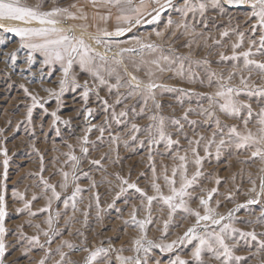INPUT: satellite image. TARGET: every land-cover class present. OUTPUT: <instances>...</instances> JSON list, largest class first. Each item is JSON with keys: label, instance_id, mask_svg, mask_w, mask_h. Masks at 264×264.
I'll list each match as a JSON object with an SVG mask.
<instances>
[{"label": "rangeland", "instance_id": "rangeland-1", "mask_svg": "<svg viewBox=\"0 0 264 264\" xmlns=\"http://www.w3.org/2000/svg\"><path fill=\"white\" fill-rule=\"evenodd\" d=\"M24 2L40 4L42 11L68 9L57 17L60 22L56 26L70 36L82 37L106 57V61L96 60L106 83L101 85L74 65L72 72L81 86L73 89L69 84L57 99L47 90L59 92L61 64H46L43 53L22 47L19 36L0 29V195L4 196L6 212L2 264H40L41 260L44 264H89L98 249L107 251L91 264H124L120 257H131L132 264L136 259L141 264H172L177 256L195 264L191 253L197 241L178 243L172 251L160 247H152L147 253L135 251L134 241L141 236L166 245L178 241L195 224V217L183 209L172 212L153 188L158 184L165 196L170 194L164 177L172 178L173 168L179 172L182 162L178 156L187 157L189 178L197 170L201 173L189 189L190 198H185L188 207L203 215L199 200L209 199L211 193L209 207L216 217H226L222 223L239 229L226 241L233 256L240 257L229 264H264V160L252 156L254 148H237L227 135L232 126L246 134L243 119L247 110L242 109L239 117L229 116L220 110L223 101L215 97L221 85L243 88L241 77H249L243 57L232 59V45L239 32L245 34L244 43L235 53L251 47V58L264 62V55L257 51L264 31L257 27L253 33L256 19H249L250 5L220 0L213 7L209 0H188L197 10L184 15L181 9L186 0H172L171 7L165 0L159 4L145 0L144 11L150 15L145 14L139 24L129 25L118 21L119 11L103 0ZM200 2L207 4L203 14L198 10ZM161 5L164 8L159 18L153 20ZM0 24L40 27L35 22L23 25L11 20H0ZM117 27L131 30L121 36L103 35ZM226 30L229 35L222 36ZM97 37L107 44L97 43ZM137 40L154 48L141 49ZM252 40L255 45L250 44ZM121 49L135 51L121 53ZM157 65L165 70L159 71ZM132 76L141 82L140 88H135L134 82L130 86ZM85 80L90 89L87 100L83 98ZM150 80L159 86L152 95L144 90ZM248 84L258 90L264 87V78L254 70ZM33 96L38 101L35 106ZM237 99L251 104L247 129L256 133L264 97L241 93ZM161 118L165 136L174 141L171 145L160 138ZM214 132L216 143L209 144ZM221 134L225 144L217 155ZM193 148L201 157L200 166L194 163ZM64 173H68L67 181ZM175 179L179 187V174ZM65 183L67 187H61ZM129 184L141 191L129 188ZM47 185L54 186L59 199L52 197ZM147 196L157 199L149 206ZM252 200L257 203H249ZM133 213L138 221H152L143 232L132 223ZM213 227L219 230V226ZM197 232L203 235V227ZM241 232H255L256 239L242 237ZM202 259L205 264H221L209 252Z\"/></svg>", "mask_w": 264, "mask_h": 264}, {"label": "snow or ice", "instance_id": "snow-or-ice-1", "mask_svg": "<svg viewBox=\"0 0 264 264\" xmlns=\"http://www.w3.org/2000/svg\"><path fill=\"white\" fill-rule=\"evenodd\" d=\"M155 3L159 4V0H154ZM210 4L213 7H216L220 4V0H209ZM95 3V0H93ZM105 5L115 7L120 15L117 17L118 21H123L125 24L131 25L133 22L135 24L141 23V20L145 14L150 15V13H146L144 11L145 0H103ZM228 4H249L252 11H251V18L256 19V24L252 26V31L255 33L257 27L261 31H264V0H227ZM165 4L169 7L172 6V0H165ZM164 5L160 6V9L156 11V15L152 17L153 20L159 18L160 11H162ZM207 8V4L205 2H200L198 4V10L201 14L205 12ZM197 10L196 5H192L191 3L186 0L185 7L181 9L184 15H187L188 12H194ZM68 9L66 8H59L54 7L48 11H42L41 5L37 4L35 6H30L24 2V0H0V20H11L19 22L23 25H31L32 23H38L40 27H20V26H7L4 24H0V29H3L5 32H12L15 33L17 36L20 37L21 46L26 47L32 51H39L43 53L45 56V63L52 64V63H60L63 70V77L59 81V92L53 93L52 90L49 91L50 95H56L57 99L59 96L65 91V89L71 84L73 89L80 87L81 85L76 81V77L72 72L73 66L78 65L82 71H87L90 73L94 78L99 80L101 85L105 84L106 81L104 80L103 76L100 75L99 70L96 65V60L99 59L100 61H106V57L101 55L98 52H95L89 45L85 43L83 38H78L75 36H70L66 33L63 28H59L56 25L60 22L57 17L67 13ZM70 15V14H69ZM169 24H172L173 21L169 20ZM187 27V25H184ZM131 28L127 27H117L115 32H107L103 33L104 36H121L125 32L130 31ZM157 35H161V33L157 32ZM222 36H228L229 32L226 30L221 33ZM238 40L236 43L232 45L234 50V55L232 59H239L241 56L243 57L244 62V70H247L249 73V77H241V85L243 88H225L221 85L220 90L215 93V97L220 98L223 103L219 104L220 110L225 114L233 117H239L241 114L242 109L247 110V118L243 119V124L246 129V134H242L240 131L237 130L236 126H232L227 135L230 140H232L237 148H254L252 151L253 157H259L261 160H264V108H261L259 113L257 114L258 120L257 123L259 125L257 132L253 133L251 130L247 129L248 123L252 118V106L251 104H245L239 99L238 96L241 93H245L248 96H259L264 97V87L259 88L258 90H254L252 86L248 84V79H250L251 73L255 70L264 78V62H258L251 57L254 53L249 47L248 51H244L239 53L238 55L235 53V49H238L244 43V32H239ZM38 41V42H37ZM97 43H105L106 41L101 40L99 37L96 38ZM137 43L140 44L141 49H153L154 45L152 44H144L140 40H137ZM251 45H255L256 41H250ZM125 51H135V49H121V53ZM261 55H264V35H261L259 40V48L257 50ZM14 58V57H13ZM31 53L29 54V62H31ZM119 63V61H116ZM155 63V62H154ZM159 71H164L165 69L159 68ZM149 76L152 75L151 72L148 73ZM231 79V76L229 77ZM132 82H134L135 88L141 87V82L137 79L136 76L131 77L130 86H132ZM84 88L85 91L83 92V98L85 100L88 99L89 91L88 89V81H84ZM159 87L157 84L152 82L151 80L144 85V90L149 94L152 95V90L154 88ZM27 92V89H25ZM33 106L38 103L37 98L35 96L32 97ZM119 102V101H117ZM218 102V101H217ZM107 104V101H104ZM29 115H31L32 109L29 108ZM55 116V113H53ZM120 115H124L121 113ZM176 123H179L178 121ZM217 125L219 126V120L216 121ZM163 118L160 119V130L159 135L161 139H167L169 145L174 143L170 137H166L163 131ZM137 126L133 125L135 129ZM103 131V130H101ZM217 133H213V138L209 141V144L216 143L215 137ZM203 139V138H201ZM85 142H87V137H84ZM198 145L200 143L199 140L195 141ZM225 144V139L223 134H221V138L219 143L216 144L217 148V155H219L220 147ZM83 151L86 153L87 149L84 148ZM194 154V163L197 166L201 165V157L197 153L196 149H192ZM207 147L205 148V152H207ZM72 160H75L76 157L72 156ZM178 159L182 162L179 165V172L177 168H173L172 170V178H169L167 175L164 177L166 183L169 187V195H164L158 184H153V188L159 196L160 199L164 201L165 204L168 205L169 209L172 212H175L177 209H183V211L189 213L190 215L195 217V224L188 228L187 231L184 233L182 237L177 240L172 241L166 245H157L154 244L153 241L146 240L144 236L141 238L136 239L134 241L135 244V251L136 252H145L147 253L152 247H160L162 251H172L174 246L178 243H192L193 241H197L194 249L192 250V258L195 261V264H205L202 256L205 252L212 253L214 258L218 261H221V264H229L232 260H239L240 257H234L232 247L226 242L229 239L233 238V233L239 232V229L232 227L231 223H222L226 219L224 216H220L219 218L216 217L215 210L209 207V200L211 199V193H209V199L200 198L199 203L203 206L204 214L201 215L200 211L194 210L188 207L186 202V197L191 196L189 189L192 188L195 184L197 177L201 175L199 170L189 178L187 175V164L186 156H178ZM5 166H7V160H5ZM98 163V162H96ZM179 174L180 176V185L176 187V179L175 177ZM65 181H67L68 173H64ZM47 184V182H45ZM127 183V181H124ZM47 187L52 189V197L55 199H59V193L55 191L54 186L47 185ZM61 187L66 188L67 183L61 185ZM129 188H136L135 184H129ZM261 188H264V181L261 182ZM139 192L141 191L139 188H136ZM255 189H253L254 191ZM80 189L77 188L76 192H79ZM121 191L123 192L124 189L122 188ZM216 190L213 189L212 192ZM76 193H73V197ZM157 196H147V201L149 206L151 205L152 201L157 199ZM35 199V197H33ZM249 203H257V201L252 200ZM28 205H26L27 207ZM6 215L5 206H4V196L0 195V257L4 256L5 252V245L2 240V234L4 233L5 229L3 227L4 217ZM171 215V213H170ZM231 217V213H229V218ZM150 219L148 220H136L135 213L132 215V223L139 226L141 231L143 232L145 229V225L151 223ZM203 222V223H202ZM51 223V221H49ZM127 223V222H126ZM213 226H219V230H217ZM168 222L165 221V232L167 231ZM199 227H203L204 234L200 235L197 232ZM211 229V230H209ZM240 235L242 237H251V239H256L255 232H241ZM36 243H39L37 237L32 238ZM69 247H72L70 244ZM264 246V245H262ZM106 249H98L96 252L92 253L89 264L91 261H94L97 256L101 252H106ZM63 253L61 256L63 257ZM223 257V259H221ZM124 264H132V258L128 257H120ZM0 264H2V260H0ZM40 264H44V260L40 261ZM134 264H141L139 259H136ZM172 264H189L188 260L181 259L179 256L172 262Z\"/></svg>", "mask_w": 264, "mask_h": 264}]
</instances>
